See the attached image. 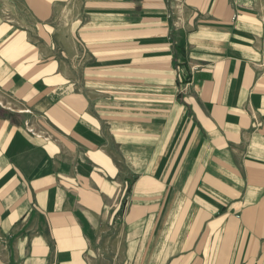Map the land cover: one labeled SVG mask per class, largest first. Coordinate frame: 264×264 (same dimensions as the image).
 I'll list each match as a JSON object with an SVG mask.
<instances>
[{
    "label": "crops",
    "instance_id": "obj_1",
    "mask_svg": "<svg viewBox=\"0 0 264 264\" xmlns=\"http://www.w3.org/2000/svg\"><path fill=\"white\" fill-rule=\"evenodd\" d=\"M0 264H264V0H0Z\"/></svg>",
    "mask_w": 264,
    "mask_h": 264
}]
</instances>
